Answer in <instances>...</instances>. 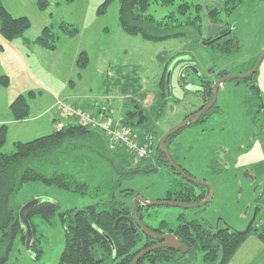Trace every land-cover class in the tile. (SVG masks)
<instances>
[{
  "label": "rangeland",
  "instance_id": "obj_1",
  "mask_svg": "<svg viewBox=\"0 0 264 264\" xmlns=\"http://www.w3.org/2000/svg\"><path fill=\"white\" fill-rule=\"evenodd\" d=\"M187 1L210 8H221L224 2ZM243 1L230 17L222 16V23H218L220 25L205 20L202 41H208L229 26L234 29L239 51L222 57L212 47H204L201 43L191 44L181 38L150 42L126 34L118 21L120 0H114L104 15H99L98 9L105 0H75L70 5L61 3V0H50L47 10L39 8L38 0H1L13 17H26L31 24L22 37L27 39L26 44L23 45L19 39L21 44H13L15 50L12 48V54L9 53L11 47L6 46L0 36L3 49L8 50L4 65L0 66V76H7L10 86L3 88L0 84V123L8 128V144L1 151L12 153L16 142H30L53 133L55 127L51 117L63 115L55 110L48 111L52 107L55 109L58 100L72 104L77 97H80L83 105H113L120 112L122 103L126 106L125 112L139 104L149 115L150 123L135 129V132L129 131L139 136L141 144L156 146L163 135L208 102L180 86V69L186 66L195 69L196 72L188 70L186 78L197 90L200 79L215 81L217 75L236 76L246 72L263 51L264 0ZM150 13L160 19L166 12L152 7ZM61 23L73 25L79 34L72 39L60 34L54 51H48L36 43L44 28L54 26L55 31L59 32L57 26ZM84 52L88 65L80 69L77 60ZM18 54H21V58ZM178 58L182 60L176 63ZM167 69L173 70L171 97L165 98L164 102L161 81ZM256 80L261 98L254 101L259 103L261 100L263 107L264 60ZM30 92L35 97L28 98V119L19 124L11 123L12 120L18 123L10 109L11 104L19 95ZM251 94L245 83L226 82L217 96L216 106L221 113H213L211 120L204 124L187 127L169 145L177 163L181 162L195 180L212 187V201L197 209L153 207L149 210L150 215L145 216V223L158 227L160 222L167 221L174 227L179 216L185 215L188 221L197 220L208 226L226 225L234 231L243 232L259 209L254 226L257 223L258 228L263 225L264 222L260 221L264 219V159L261 158L264 155V116L257 118L253 114L257 104L251 107ZM113 97H116V101ZM257 142L261 145L260 153L251 151ZM81 146L70 154L68 162L59 170L52 163L48 167H40L39 171L52 174L55 171L67 172L68 168L76 179L88 184V193H72L41 183L25 185L16 195V204L24 206L34 200L51 202L57 206V213L51 222L40 217H34L31 224L28 220L33 235L30 248L26 245V228L21 223L22 229L17 232L8 260L2 264H58L66 234L61 214L102 203L110 196L119 203L132 205L136 198L123 195L122 190H134L139 198L157 202L166 196L175 179H179L164 167L159 168L158 173L118 176L112 171L113 165L107 162L113 151L121 152L117 150L118 147L111 148L110 154L105 148H95L96 145L89 141H82ZM227 147L229 153L223 158L225 162L221 163L218 153ZM150 155L149 152L148 157L142 160L144 166ZM75 158H78L75 164L67 167ZM119 159L123 166L131 167L127 155L122 153ZM114 166L120 169L117 163ZM112 175L113 180L109 183L108 178ZM195 190L197 194L203 191L199 187ZM3 253L5 248L2 247L0 260L5 255ZM193 263L204 264L202 253Z\"/></svg>",
  "mask_w": 264,
  "mask_h": 264
},
{
  "label": "trees",
  "instance_id": "obj_2",
  "mask_svg": "<svg viewBox=\"0 0 264 264\" xmlns=\"http://www.w3.org/2000/svg\"><path fill=\"white\" fill-rule=\"evenodd\" d=\"M75 0H61V3L70 5ZM114 0H105L98 9L99 15H104ZM50 0H38L41 10H47ZM243 0H224L221 8L204 7L200 3H190L187 0H120L118 12L119 26L123 32L133 36H139L150 42H163L171 39H184L193 44H200L203 37L205 20L214 25L222 23V16L230 17ZM153 9H164L165 14L157 19L152 13ZM31 28L26 17H13L4 7L0 0V36L7 43H13L23 37ZM55 31L54 26L43 29L42 34L36 39V43L48 51H54L60 40V34L67 38H74L79 30L73 25L61 23ZM210 40V39H209ZM232 41H226L228 46L217 43L212 48L216 49L222 57L232 55L235 52V45ZM3 49L0 43V51ZM87 54H80L77 60V67L86 68ZM168 71V69H167ZM166 75L161 81L163 93L167 98ZM237 81L236 83L246 82ZM214 81L208 80L204 86V97L209 99L212 96L211 90ZM0 84L3 88L9 87V78L0 77ZM35 97L33 92L27 95H19L11 104L10 109L16 121L21 122L29 117L30 105L28 98ZM73 121L64 125L55 132L37 138L30 142H16L13 144L14 152L4 153L1 150L8 144V128L0 124V248H5V254L0 264L8 260V253L14 243L17 232L22 229L19 212L23 205L16 204L15 198L19 191L27 184L41 183L46 186H55L59 189L85 195L88 193V184L76 179V176L69 171H55L52 174L41 172L42 166H53L60 169L68 162L70 154L82 147V141H89L95 148L107 149L111 153V147L103 134L93 131ZM149 115L139 104H135L133 110L125 115L122 126L126 130L135 132L150 123ZM62 124V123H60ZM153 134V133H152ZM137 135V134H136ZM139 138V136H137ZM172 138L167 140L168 146ZM149 139V137H148ZM151 139V138H150ZM119 153L107 158V162L113 165L118 176L145 174L151 167L144 166L142 161L136 162L134 157L125 149L118 147ZM106 151V153H107ZM108 152V153H109ZM150 152L157 154L158 158L164 159L163 153L156 146L150 144ZM122 153L131 160V167L127 168L120 162ZM78 158L73 159L67 165L71 167ZM106 159V157L104 158ZM119 163H118V162ZM120 169L115 168V164ZM112 174V173H111ZM108 174L107 176H109ZM109 183L113 175L108 178ZM117 187V182L113 181ZM196 187L202 189V193H196ZM121 193L131 199L139 196L134 190H122ZM207 190L204 187L190 184L182 178L175 179L171 189L166 196L159 201L177 202L185 204H197L206 198ZM144 209V211H143ZM150 208L138 207L140 220ZM57 213V206L51 202H38L28 212L30 224L34 217H40L46 222H51ZM132 218L131 204L119 203L110 196L102 203L88 206L82 210L72 213L61 214L62 222L66 228L65 246L58 264H131L133 259L143 250L153 244V240L141 231L135 233L128 220ZM121 219V220H120ZM119 223L117 224V221ZM255 221V219H253ZM243 232H228L213 238L209 233L206 224L197 220L188 221L185 215H180L178 223L171 227L167 221L153 227L147 223L145 226L155 233H174L189 251L190 259H185V264H194L198 255L202 253L204 264H229L238 249L246 241L250 234L264 242V226L256 228L254 222ZM33 230V226H32ZM35 230H33L34 233ZM24 240V237H23ZM175 254L168 250H157L144 257L138 264H177Z\"/></svg>",
  "mask_w": 264,
  "mask_h": 264
},
{
  "label": "water",
  "instance_id": "obj_3",
  "mask_svg": "<svg viewBox=\"0 0 264 264\" xmlns=\"http://www.w3.org/2000/svg\"><path fill=\"white\" fill-rule=\"evenodd\" d=\"M226 37H218L210 42H202V45L204 47H209L211 45H213L214 43H216L217 41H220L222 38ZM261 57H264V50L261 53L260 57L258 58L256 65L254 66V68L249 71L246 74H239V75H227L224 76L223 78H221L220 80H218L212 88V99L210 101V103L204 107L199 113H197L195 116H190L188 118H186L183 122H181L179 125H177L176 127H174L173 129H171L169 132H167L164 136H162L159 140V149L163 152V154L165 155L167 161L169 162V165L171 166L172 169H174L176 172H178L180 174V176L182 178H184L185 180H187L189 183L193 184V185H197V186H201V187H205L209 190V195L208 197L202 201L199 204H185V203H177V202H167V201H157V202H147L142 198H138L134 200L133 203V216H134V221L137 224V226L150 238H153L157 241H160L161 244L156 245L152 248L147 249L146 251L142 252L141 254H139L131 264H138V262L148 253L158 249V248H165V249H169V250H185V246L181 245L180 241L176 238L175 235L173 234H166V235H160L157 236L154 233L150 232L149 230H147L138 220L137 215H136V206L137 203H141L143 206L147 207V208H153V207H159V206H170V207H176V208H183V209H197V208H201L204 207L206 205H208L213 198L214 192L213 189L210 185H208L205 182H201V181H197L193 178L188 177L187 175H185L182 171L179 170V168L175 165V163L173 162L170 153L166 147V141L168 139H170L171 137L175 136L176 134H178L179 132H181L183 129H185L190 123L195 122L197 120H199L200 117H202L203 115H205L209 110L212 109V107L214 106V104L217 101V96H218V91L220 90V88L223 86V84H225L226 82L229 81H235V80H246L250 77H252L253 75H255L258 70L259 67L262 63L263 60H261ZM180 58L177 59V61H175L176 63L179 62ZM257 65H259L257 67ZM188 70H193V72H196L195 69L193 67H189L186 66L184 67L180 74H179V82H180V86L186 90H194L196 89L190 82L187 81L186 79V72ZM172 73L173 70H169L167 71V75H166V90H167V97L170 98L171 97V79H172ZM38 204L37 200H34L32 202H29L28 204L24 205L22 207V209L19 212V217L21 220V223L25 226L26 228V245L28 248H30L31 245V241H32V231H31V227L28 221V212L31 208L35 207ZM121 220V219H120ZM117 221V224L119 223V221Z\"/></svg>",
  "mask_w": 264,
  "mask_h": 264
},
{
  "label": "flooded vegetation",
  "instance_id": "obj_4",
  "mask_svg": "<svg viewBox=\"0 0 264 264\" xmlns=\"http://www.w3.org/2000/svg\"><path fill=\"white\" fill-rule=\"evenodd\" d=\"M225 26H229V24H225ZM234 29L231 27V26H229V27H227V30H224V31H222L221 33H219L218 35H216V36H214V37H212V38H210V40H208V41H200V43L202 44V42H210V41H212V40H214V39H216V38H218V37H223V36H225L226 35V37H224V38H222L220 41H217L216 43H214L213 45H211V46H209V47H212V46H216V44L217 43H221V47L222 46H228V44H226V41H232L231 43H229V45L230 44H233V45H235V52L233 53V54H235V53H237L238 51H239V46H238V39H237V37L235 36V34H234V31H233ZM214 49V48H213ZM264 50V49H263ZM263 52V51H262ZM261 52V53H262ZM261 53H260V55H261ZM232 54V55H233ZM260 55H259V57H260ZM229 56H231V55H229ZM229 56H227V57H229ZM226 57V56H225ZM259 57H257V59L254 61V65H251V67L247 70L248 72L249 71H251L253 68H254V66L256 65V62H257V60H258V58ZM263 62V61H262ZM184 68V67H183ZM182 68V69H183ZM182 69H180V70H182ZM179 70V71H180ZM246 71V72H247ZM246 72H243V73H240V74H244V73H246ZM247 72V73H248ZM187 74V73H186ZM185 74V75H186ZM257 74V73H256ZM256 74L255 75H253L252 77H250V78H248V79H246L247 81L246 82H242V83H245V85H248L249 86V88H250V90H251V92H252V94H251V101H250V104H251V107H253L254 105H256L257 104V108L254 110V113L253 114H255L256 116H257V118L258 117H261V116H264V106L262 107V101L260 100V102L259 103H256L254 100L255 99H260L261 98V95H260V91H259V88H258V85H257V80H256ZM227 75H229V74H224V75H222V76H220V75H217V79L214 81V83H213V85L218 81V80H220L221 78H223L224 76H227ZM187 79V78H186ZM205 78H203V79H200V81H199V84H197L196 85V87L197 88H199V89H194L193 91H191V92H193L194 94H196L197 96H199V97H203V98H205L204 97V86H205V84H206V82H207V79L208 78H206L205 80H204ZM209 80V79H208ZM236 82L237 81H242V80H235ZM193 86H195L194 84H193ZM212 88H213V86H212ZM211 93H212V90H211ZM252 95H255V96H253L252 97ZM211 99H212V96H211V98H209L207 101V103H205L204 105H202V106H200L199 107V109L197 110V111H195L193 114H191V115H188V116H186L185 118H184V120L186 119V118H188V117H190V116H195L197 113H199L204 107H206L209 103H210V101H211ZM216 103H217V101H216ZM216 103L214 104V106L212 107V109L211 110H209L205 115H203L202 117H200L199 118V120H197V121H195V122H192V123H190L187 127H190V126H192L193 124H204V123H206L207 121H210L211 120V116H212V114L213 113H221V111L219 110V108L216 106ZM186 127V128H187ZM185 128V129H186ZM184 130V129H183ZM182 130V131H183ZM181 131V132H182ZM181 132H179L178 134H176L175 135V137L177 136V135H179ZM164 136V135H163ZM174 137V136H173ZM174 138H172V140H173ZM172 140H171V142H172ZM167 142V141H166ZM170 142V143H171ZM170 143H169V145H170ZM169 145L167 146L166 145V147H167V149H168V151H169V153H170V156H171V158H172V160H173V162L175 163V165L179 168V170L180 171H182L185 175H187L188 177H190V178H193L192 177V175L189 173V171L187 170V168L186 167H184V165L181 163V162H179V163H177V161L176 160H174L173 159V157H172V155H171V152H170V149H169ZM158 147H159V142H158ZM160 150V149H159ZM161 151V150H160ZM150 152V151H149ZM162 152V151H161ZM151 153V155H150V157L147 159V164L151 167L148 171H144V173L145 174H150V173H158V170H159V168H162V167H164V168H166V169H168L173 175H175V176H177V177H179V178H182L181 176H180V174L178 173V172H176L174 169H172L171 168V166L169 165V162L167 161V159H166V157H165V155L163 154V156H164V159H161V158H158L157 157V154H154V153H152V152H150ZM163 153V152H162ZM229 153V149H228V147L227 148H225V149H223V152H220L219 151V153H218V157H219V159H220V161H221V163H224L225 161L223 160V158H225L226 156H227V154ZM146 166V165H145ZM186 168V169H185ZM182 179H184V178H182ZM194 179V178H193ZM185 180V179H184ZM185 181H187V180H185ZM188 182V181H187ZM191 184V183H190ZM205 188V187H204ZM206 189V188H205ZM207 195H206V198L208 197V195H209V190L207 189ZM136 199H138L139 198V196H137V197H135ZM135 198H133V199H135ZM205 198V199H206ZM143 199V198H142ZM204 199V200H205ZM203 200V201H204ZM159 201V200H158ZM148 202V201H147ZM202 202V201H201ZM200 202V203H201ZM151 203H153V202H151ZM197 204H199V203H197ZM143 206L141 203H137V206H136V215H137V218H138V220L140 221V223L147 229V230H149L150 232H152V230H150V229H148L146 226H145V218L143 217L142 218V220H140L139 219V217H138V207L139 206ZM145 207V206H144ZM147 208V207H146ZM149 210L150 209H148V211L146 212V214H149ZM143 211H144V209H143ZM131 215H132V218L131 217H129V218H124V219H127L128 220V222H129V224H130V226H131V228H132V230L135 232V233H137L138 231H141L143 234H145L138 226H137V224L135 223V221H134V216H133V204L131 205ZM192 221V220H191ZM253 219H252V221L250 222V224L248 225V227H247V229L249 228V226L251 225V223H253ZM200 222V221H199ZM201 223H204V222H201ZM204 224H206V223H204ZM206 226H207V228H208V231H209V233H212L213 234V238L215 239V240H217V236H219V235H222L223 233H228V232H233L234 230L232 229V228H230V227H227L226 225H224V227H221L220 226V224H217L216 226H208L207 224H206ZM238 232V231H237ZM152 233H154L155 235H157V236H160V235H166V234H173V235H175L174 233H163V234H161V233H155V232H152ZM146 235V234H145ZM147 236V235H146ZM176 236V235H175ZM150 238V237H149ZM179 241H180V243H181V245H183V246H185V250H181V249H179V250H169V249H165V248H158V249H156V250H154V251H157V250H161V249H164V250H168V251H170V252H172V253H174L175 255V259L177 260V264H185V259L186 260H189L190 259V256H189V251H188V248H187V246L184 244V243H182L181 242V240L178 238V237H176ZM152 240H153V244L150 246V247H148V248H146L145 250H143V251H141L139 254H141L142 252H144V251H146L147 249H149V248H152V247H154V246H156V245H159V244H161V242L160 241H157V240H155V239H153V238H151ZM154 251H152V252H154ZM152 252H150V253H148L147 255H149V254H151ZM138 254V255H139ZM137 255V256H138ZM147 255H145L144 257H146ZM136 256V257H137ZM135 257V258H136ZM143 257V258H144ZM134 258V259H135ZM142 258V259H143ZM133 259V260H134ZM141 259V260H142ZM133 262V261H132ZM131 262V263H132ZM140 262V261H139ZM138 262V263H139Z\"/></svg>",
  "mask_w": 264,
  "mask_h": 264
},
{
  "label": "built area",
  "instance_id": "obj_5",
  "mask_svg": "<svg viewBox=\"0 0 264 264\" xmlns=\"http://www.w3.org/2000/svg\"><path fill=\"white\" fill-rule=\"evenodd\" d=\"M54 108V110L61 113L63 117L73 118L80 125L102 133L111 148L120 147L125 149L134 157L136 162L142 161L148 157L150 151V146L148 144H141L138 137L129 130L111 125L110 118L113 115V110L108 106L95 104L94 109L96 111H94L74 107L65 101L58 100ZM62 127L63 124L57 125L58 130Z\"/></svg>",
  "mask_w": 264,
  "mask_h": 264
},
{
  "label": "crops",
  "instance_id": "obj_6",
  "mask_svg": "<svg viewBox=\"0 0 264 264\" xmlns=\"http://www.w3.org/2000/svg\"><path fill=\"white\" fill-rule=\"evenodd\" d=\"M27 39L25 38H21V41L23 43V45L26 44V41ZM19 40L15 41V42H18ZM7 43L5 41H3V43H5L6 46L8 47H11L9 48V53L12 54L13 50L12 48H14L15 50V46H13V44L15 43ZM0 43L2 44V41L0 40ZM18 44H21L20 42H18ZM3 46V45H2ZM13 46V47H12ZM20 47V46H19ZM0 66H3L4 65V59H5V56L8 55V50L6 51V49H3L2 51H0ZM19 57L21 54H18ZM21 58V57H20ZM1 77V76H0ZM10 87V86H9ZM80 97H77V98H74V100H76L74 103H69L71 104L72 106L74 107H79V108H82V109H90V110H94V105L90 104V103H86L83 105V103H81V99H79ZM78 99L80 101V103L78 102ZM113 100L116 101V97H113ZM65 102H67L66 100H64ZM68 103V102H67ZM79 104H82L79 105ZM111 110H113V115L111 116L110 118V123L112 126H119L121 127L122 126V122L123 120L125 119V115L131 111H127L125 112V105L122 103L121 105V112H120V109L113 106V105H107ZM53 107L48 111V112H51L53 111ZM40 117V116H39ZM73 120L70 119V118H66V117H61V116H57L56 114L53 115L51 117V123L53 125V128L55 127L54 131H56V127L58 124L62 123L64 125L72 122ZM11 123H14V124H19V122H15L14 120L11 121ZM2 124V123H0ZM20 142V141H19ZM263 180H264V177H263ZM259 211V209H258ZM255 212V216L253 219H256V214L257 212ZM260 222H264V219L261 220ZM264 226V223L263 225ZM256 228H258V223L256 224L255 226ZM247 230V229H245ZM244 230V231H245ZM229 264H264V242L260 241L256 235L254 234H250L246 241L241 245V247L238 249V251L236 252V254L234 255V257L232 258V260L229 262Z\"/></svg>",
  "mask_w": 264,
  "mask_h": 264
},
{
  "label": "clouds",
  "instance_id": "obj_7",
  "mask_svg": "<svg viewBox=\"0 0 264 264\" xmlns=\"http://www.w3.org/2000/svg\"><path fill=\"white\" fill-rule=\"evenodd\" d=\"M251 151H252V152H256V153H260V152H261V145H260V143L257 142V143L254 145V147H253V149H252ZM245 155H247V154H245ZM261 158L264 159V155H261ZM241 162H243V157L241 158Z\"/></svg>",
  "mask_w": 264,
  "mask_h": 264
},
{
  "label": "snow or ice",
  "instance_id": "obj_8",
  "mask_svg": "<svg viewBox=\"0 0 264 264\" xmlns=\"http://www.w3.org/2000/svg\"><path fill=\"white\" fill-rule=\"evenodd\" d=\"M261 60H264V57H261ZM259 65H257V67H258Z\"/></svg>",
  "mask_w": 264,
  "mask_h": 264
}]
</instances>
